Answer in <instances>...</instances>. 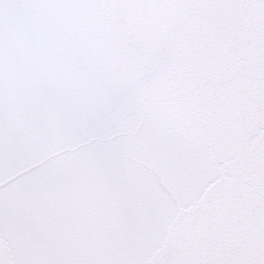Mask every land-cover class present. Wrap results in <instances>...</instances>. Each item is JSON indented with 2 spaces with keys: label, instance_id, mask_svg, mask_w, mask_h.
<instances>
[{
  "label": "snow or ice",
  "instance_id": "1",
  "mask_svg": "<svg viewBox=\"0 0 264 264\" xmlns=\"http://www.w3.org/2000/svg\"><path fill=\"white\" fill-rule=\"evenodd\" d=\"M0 264H264V0H0Z\"/></svg>",
  "mask_w": 264,
  "mask_h": 264
}]
</instances>
